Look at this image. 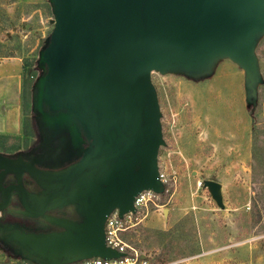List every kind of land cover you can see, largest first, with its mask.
I'll return each instance as SVG.
<instances>
[{
  "label": "water",
  "instance_id": "1",
  "mask_svg": "<svg viewBox=\"0 0 264 264\" xmlns=\"http://www.w3.org/2000/svg\"><path fill=\"white\" fill-rule=\"evenodd\" d=\"M49 3L53 29L36 61L31 112L39 140L32 152L53 170L0 154V184L14 176L22 206L12 211L17 221L0 220V246L31 264L118 259L124 255L105 243L107 217L134 213L142 192L164 191L158 153L165 142L151 74L197 79L228 60L243 71L246 102L254 106L264 0ZM24 174L36 184L32 193ZM203 186L222 209L221 185ZM65 207L67 220L48 215Z\"/></svg>",
  "mask_w": 264,
  "mask_h": 264
},
{
  "label": "rangeland",
  "instance_id": "2",
  "mask_svg": "<svg viewBox=\"0 0 264 264\" xmlns=\"http://www.w3.org/2000/svg\"><path fill=\"white\" fill-rule=\"evenodd\" d=\"M52 29L49 0H0V55L7 59L0 65V103L21 107L19 132L0 134L1 152L36 140L30 94L38 70L32 69ZM255 53L261 82L254 106L246 102L243 71L228 60L197 79L151 74L165 142L158 153L165 184L122 233L143 257L136 264H264V37ZM204 181L221 185L222 209ZM24 262L0 246V264Z\"/></svg>",
  "mask_w": 264,
  "mask_h": 264
},
{
  "label": "flooded vegetation",
  "instance_id": "3",
  "mask_svg": "<svg viewBox=\"0 0 264 264\" xmlns=\"http://www.w3.org/2000/svg\"><path fill=\"white\" fill-rule=\"evenodd\" d=\"M37 66V65H36ZM37 68L34 67L32 69V71H36ZM40 72L38 71V75L36 76L35 81L37 80V78L39 77ZM34 81V83H35ZM30 108H32V94H30ZM31 111V109H30ZM31 113L30 118L32 119V123H33V127L35 128V135H36V140L35 142L29 143L27 145H25V147L23 148H18L16 150H11L9 151L10 153H5V152H1V155L4 156H8V157H14L17 156L18 154H22L24 155V159L25 161H29L30 163L35 164V166L41 170H53L49 167H47V165L42 164V159H43V155L41 153H33L32 150L34 148H36L39 144V140H38V132H37V127L35 125V121H34V115ZM31 127V126H30ZM32 127V128H33ZM25 136V135H24ZM29 136H25V138H28ZM65 165V164H63ZM62 169V167H60L59 169H54V170H60ZM22 184H23V188L27 191L32 193L34 190L37 189L35 182L30 178V176L28 174H24L23 178H22ZM17 185L16 179L14 176L9 175L7 176V178H5V180L3 181L2 184H0V207L2 208L0 210V220L2 223L5 222H15L17 221V219L12 215V211L14 210H19L22 209L21 206V202H20V196L17 190L12 189V187H15ZM7 195L9 196V201L7 205H4L5 200L7 199ZM50 217H52L55 220H67V218H71V211L69 208L65 207V208H59L56 211H52L48 214ZM48 226L50 227H57L54 224H51Z\"/></svg>",
  "mask_w": 264,
  "mask_h": 264
},
{
  "label": "built area",
  "instance_id": "4",
  "mask_svg": "<svg viewBox=\"0 0 264 264\" xmlns=\"http://www.w3.org/2000/svg\"><path fill=\"white\" fill-rule=\"evenodd\" d=\"M159 179L164 185L165 176L161 172H159ZM156 197L157 194H154L153 192H142L134 199V213H128L123 215L122 218H119L117 211H114L107 217L104 225L106 246L120 254H123V257L111 260L93 258L75 264H136L138 262H142L143 257L122 240V233L134 226L132 220L142 216V213L146 211L148 204L153 202ZM24 264L31 263L24 262Z\"/></svg>",
  "mask_w": 264,
  "mask_h": 264
},
{
  "label": "crops",
  "instance_id": "5",
  "mask_svg": "<svg viewBox=\"0 0 264 264\" xmlns=\"http://www.w3.org/2000/svg\"><path fill=\"white\" fill-rule=\"evenodd\" d=\"M2 58L3 57L0 56V65H2L3 63H6L5 61L7 60V59H2ZM9 60L14 61V59H12V58L11 59L9 58ZM18 61H20V60H18ZM10 63L13 64V62H10ZM19 86H20V82L18 80L17 84H16L17 90H19ZM3 106H4L3 112H0V131H1L0 134L4 133L6 136H12L15 133L19 132V130H18L20 128L19 110L21 107L19 106V102H17V103H14V102L13 103H6L5 105H3V102L0 103V108ZM1 110H2V108H1Z\"/></svg>",
  "mask_w": 264,
  "mask_h": 264
},
{
  "label": "trees",
  "instance_id": "6",
  "mask_svg": "<svg viewBox=\"0 0 264 264\" xmlns=\"http://www.w3.org/2000/svg\"><path fill=\"white\" fill-rule=\"evenodd\" d=\"M1 56V55H0ZM32 68H30L29 70L31 71ZM29 133V132H28ZM26 135V134H25ZM27 136H30V134H27Z\"/></svg>",
  "mask_w": 264,
  "mask_h": 264
}]
</instances>
